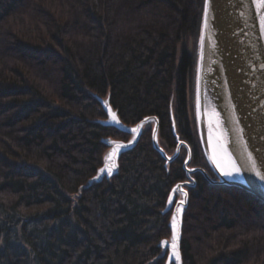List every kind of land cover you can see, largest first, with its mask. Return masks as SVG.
Segmentation results:
<instances>
[{"label": "trees", "instance_id": "16d2710c", "mask_svg": "<svg viewBox=\"0 0 264 264\" xmlns=\"http://www.w3.org/2000/svg\"><path fill=\"white\" fill-rule=\"evenodd\" d=\"M205 0H0V264H166L163 214L187 180V150L165 166L152 126L117 176L89 188L108 148L130 135L99 123L159 121L206 169L191 110ZM172 111V115H171ZM189 188L183 264H264V203L202 174Z\"/></svg>", "mask_w": 264, "mask_h": 264}, {"label": "water", "instance_id": "95a60500", "mask_svg": "<svg viewBox=\"0 0 264 264\" xmlns=\"http://www.w3.org/2000/svg\"><path fill=\"white\" fill-rule=\"evenodd\" d=\"M196 75L199 140L217 180L212 179L203 168L189 167L192 152L177 134L172 111L177 148L173 155H168L159 142V121L156 117H146L133 126L126 125L112 107L110 97H97L107 114V119L99 123L130 135V139L103 140L108 150L88 188L117 176L122 156L137 147L144 131L150 126L153 128V147L166 161V167L178 158L182 147L187 149L183 167L188 181L177 183L172 188L163 211L164 215L172 213L169 222L171 235L159 243L162 256L166 255V264H183L184 216L190 200L185 187L196 186L193 174L201 173L213 185L243 189L264 203V181L256 175L257 171L264 173V8L256 0H205ZM214 147L225 158L231 176L223 174L226 170L219 165ZM174 237L175 249L170 247Z\"/></svg>", "mask_w": 264, "mask_h": 264}, {"label": "snow or ice", "instance_id": "6c2138e0", "mask_svg": "<svg viewBox=\"0 0 264 264\" xmlns=\"http://www.w3.org/2000/svg\"><path fill=\"white\" fill-rule=\"evenodd\" d=\"M256 3L260 6V7H262V8H264V0H256ZM132 131H136V129H133ZM253 164H255V161H253ZM103 171V170H102ZM225 176H231L232 175V173L231 172H224L223 173ZM256 175L259 177V179L261 180V181H264V173H262L261 171H257L256 172ZM174 220H175V218H173ZM171 248H173V249H175L176 248V243H175V237L173 238V243L171 244V246H170ZM177 259H179V255H178V253H177Z\"/></svg>", "mask_w": 264, "mask_h": 264}, {"label": "bare ground", "instance_id": "6f19581e", "mask_svg": "<svg viewBox=\"0 0 264 264\" xmlns=\"http://www.w3.org/2000/svg\"><path fill=\"white\" fill-rule=\"evenodd\" d=\"M214 153H215V156H216V159H217L219 165H221L223 167V169H225L228 172L229 171V168H228L229 166L226 163L225 158H223L222 153L220 152V150L217 149L216 147H214Z\"/></svg>", "mask_w": 264, "mask_h": 264}, {"label": "rangeland", "instance_id": "374dc122", "mask_svg": "<svg viewBox=\"0 0 264 264\" xmlns=\"http://www.w3.org/2000/svg\"><path fill=\"white\" fill-rule=\"evenodd\" d=\"M196 73H197V68H196ZM196 77H197V75L195 74V78H194L195 84H194V90H193V101L191 103V110L193 111V115H195V121L197 124V119H196ZM216 180H217V178H216Z\"/></svg>", "mask_w": 264, "mask_h": 264}, {"label": "flooded vegetation", "instance_id": "af4514ba", "mask_svg": "<svg viewBox=\"0 0 264 264\" xmlns=\"http://www.w3.org/2000/svg\"><path fill=\"white\" fill-rule=\"evenodd\" d=\"M182 141H183V140H182ZM184 142H185V141H184ZM161 147H162V146H161ZM189 147H190V146H189ZM162 148H163V147H162ZM184 148H185V147H182V148H181V152H180V155H179L178 157H180V156L184 153V151H183ZM163 149H164V148H163ZM185 149H186V148H185ZM190 149H191V148H190ZM164 150H165V149H164ZM186 150H187V149H186ZM165 152H166V151H165ZM191 152H192V150H191ZM166 153H167V152H166ZM167 154H168V153H167ZM168 155H169V154H168ZM187 155H188V153L186 154V158H187ZM176 160H177V159H176ZM176 160H175V161H176ZM185 160H186V159H185ZM191 160H192V158H191ZM184 162H185V161H184ZM183 165H184V163H183ZM189 167H190V168H195V167H191L190 165H189ZM183 168H184V167H183ZM197 168H202V167H197ZM203 169H204V168H203ZM204 170H206V169H204ZM185 172H186V171H185ZM196 174H198V173H196ZM200 174H201V173H200ZM194 175H195V174H193L192 177L194 178V180H195V184L197 185V182H196V179H195ZM186 176H187V174H186ZM187 181H188V178H187L186 181H183V182H187ZM179 183H180V182H179ZM195 187H196V186H195ZM195 187H194V188H195ZM185 189L188 191V187H185ZM178 198H179V196L177 195V200H178Z\"/></svg>", "mask_w": 264, "mask_h": 264}]
</instances>
